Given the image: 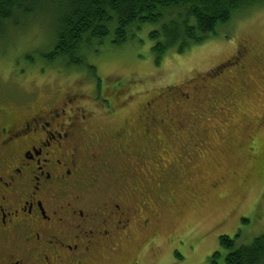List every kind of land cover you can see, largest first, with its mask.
Wrapping results in <instances>:
<instances>
[{
    "label": "rangeland",
    "instance_id": "rangeland-1",
    "mask_svg": "<svg viewBox=\"0 0 264 264\" xmlns=\"http://www.w3.org/2000/svg\"><path fill=\"white\" fill-rule=\"evenodd\" d=\"M54 23V13L47 9L5 31L0 39V109L18 110L72 93L77 106L94 116L112 101L118 111L114 121H121L157 94L180 90L199 99L204 112L203 118L191 117L189 169L179 167L168 184L174 204L168 200L152 212L146 209L149 227H133L121 250L98 264H128L139 253L140 264H208L220 250L221 236L237 235V243L249 244L264 234V6L236 16L216 36L182 54L170 49L158 64L147 36L155 27L146 26L120 47L107 42L89 54L93 73L45 61ZM242 52L248 70L243 91L232 97L231 105L219 103L222 110L216 106L213 112L219 116H210L207 103L213 102V90L231 80V86L238 83ZM222 93L231 96L223 89L217 96ZM103 124L95 119L89 126L94 130Z\"/></svg>",
    "mask_w": 264,
    "mask_h": 264
},
{
    "label": "flooded vegetation",
    "instance_id": "flooded-vegetation-1",
    "mask_svg": "<svg viewBox=\"0 0 264 264\" xmlns=\"http://www.w3.org/2000/svg\"><path fill=\"white\" fill-rule=\"evenodd\" d=\"M239 55L238 83L218 88L230 98L213 90L210 116L247 82V54ZM190 94L159 93L121 121L111 99L94 116L72 93L0 109V264H98L133 227H149L148 208L174 204L168 184L191 164V117L204 112ZM95 119L104 124L93 130Z\"/></svg>",
    "mask_w": 264,
    "mask_h": 264
},
{
    "label": "trees",
    "instance_id": "trees-1",
    "mask_svg": "<svg viewBox=\"0 0 264 264\" xmlns=\"http://www.w3.org/2000/svg\"><path fill=\"white\" fill-rule=\"evenodd\" d=\"M261 6L264 0H0V39L8 27L52 10L54 35L43 53L45 61L93 73L89 54L107 42L120 47L146 26L155 27L147 36L158 64L170 49L182 54L216 36L236 16ZM237 241V235L221 236L220 250L210 255L208 264H264V234L249 244Z\"/></svg>",
    "mask_w": 264,
    "mask_h": 264
}]
</instances>
